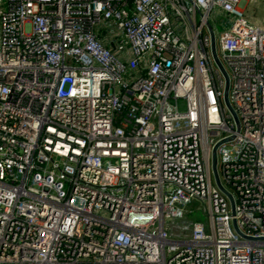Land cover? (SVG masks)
Here are the masks:
<instances>
[{"label":"built area","instance_id":"1","mask_svg":"<svg viewBox=\"0 0 264 264\" xmlns=\"http://www.w3.org/2000/svg\"><path fill=\"white\" fill-rule=\"evenodd\" d=\"M241 1L0 0V264H264V28Z\"/></svg>","mask_w":264,"mask_h":264},{"label":"water","instance_id":"2","mask_svg":"<svg viewBox=\"0 0 264 264\" xmlns=\"http://www.w3.org/2000/svg\"><path fill=\"white\" fill-rule=\"evenodd\" d=\"M209 27V32H210V36H211V44H210V48H211V54L213 56V59L216 63V65L218 66V68L220 69V71L223 74L224 77V90H223V100H224V104L226 105V107L228 108V110L230 111L231 115L233 116V118L235 119V121L238 123V117L236 114V111L234 109V107L232 106V104L229 101V97H228V89H229V75L227 73V70L225 69V67L223 66L221 60L219 59L217 52H216V48H215V35L213 32V29L211 27L210 24H208ZM218 143L214 144L213 148H212V154H211V169H212V173L215 179V182L217 184V186L228 196V198L230 199L231 202V207H232V212H234L233 208H234V200H233V196L232 194L223 186V184L220 182L218 173H217V168H216V147H217ZM233 226L235 228V230L241 234V232L239 231V229L237 228V225L235 223V221L233 220Z\"/></svg>","mask_w":264,"mask_h":264},{"label":"crops","instance_id":"3","mask_svg":"<svg viewBox=\"0 0 264 264\" xmlns=\"http://www.w3.org/2000/svg\"><path fill=\"white\" fill-rule=\"evenodd\" d=\"M241 5L244 14L251 19L250 21L264 28V0H242Z\"/></svg>","mask_w":264,"mask_h":264},{"label":"rangeland","instance_id":"4","mask_svg":"<svg viewBox=\"0 0 264 264\" xmlns=\"http://www.w3.org/2000/svg\"><path fill=\"white\" fill-rule=\"evenodd\" d=\"M241 3H242V1H241ZM3 4H4V1H3ZM221 13V12H220ZM246 15V17L249 19V20H251L250 18H249V16H247V14H245ZM211 16H213V12H212V14H211ZM211 22H213V25H214V27H215V31H216V34H218V32L219 31H221L222 30V27L220 26V25H218L217 24V22H215L214 20H211ZM192 213H190V214H188L187 216V218H189L190 220H198V221H202V222H204V223H206L207 222V216H206V214L201 210V208L200 207H194V208H192Z\"/></svg>","mask_w":264,"mask_h":264}]
</instances>
